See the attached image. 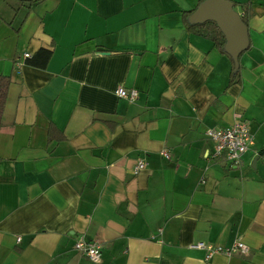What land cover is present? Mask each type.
<instances>
[{"label":"crops","instance_id":"obj_1","mask_svg":"<svg viewBox=\"0 0 264 264\" xmlns=\"http://www.w3.org/2000/svg\"><path fill=\"white\" fill-rule=\"evenodd\" d=\"M199 1L0 0V264H95L80 237L99 264H264V0H233L255 13L237 73L187 30ZM237 119L255 143L233 166L207 133Z\"/></svg>","mask_w":264,"mask_h":264},{"label":"built area","instance_id":"obj_2","mask_svg":"<svg viewBox=\"0 0 264 264\" xmlns=\"http://www.w3.org/2000/svg\"><path fill=\"white\" fill-rule=\"evenodd\" d=\"M29 56V54L24 55L26 59ZM116 95L119 99H124L129 102H135L138 99L137 91L127 90L123 87H119L116 90ZM207 136L214 143V152L211 155L212 159L224 160L233 166H239L241 164L244 155L250 151L255 143L250 125L243 119H237L231 127L224 130H210ZM162 155L166 159H169L168 153L164 152ZM146 167L147 163L139 160L133 169L134 175H139ZM192 248L205 250L207 253L206 261L218 255L232 257L235 254L247 255L249 253V248L240 242H236L229 248L205 245L204 243L193 245ZM74 250L92 263L99 264L101 262L102 245L98 241L80 237L74 245Z\"/></svg>","mask_w":264,"mask_h":264},{"label":"water","instance_id":"obj_3","mask_svg":"<svg viewBox=\"0 0 264 264\" xmlns=\"http://www.w3.org/2000/svg\"><path fill=\"white\" fill-rule=\"evenodd\" d=\"M190 25L215 23L225 38V53L232 59L234 72L240 68V58L250 47L249 29L229 0H205L192 13Z\"/></svg>","mask_w":264,"mask_h":264},{"label":"trees","instance_id":"obj_4","mask_svg":"<svg viewBox=\"0 0 264 264\" xmlns=\"http://www.w3.org/2000/svg\"><path fill=\"white\" fill-rule=\"evenodd\" d=\"M204 1L205 0H200L199 5ZM229 1H231L234 4L235 10H237L238 7L240 8L239 14L242 17L244 24L249 29V24H248L249 20L253 18L255 15L252 6L250 4L238 5L233 0H229ZM194 11L184 13V22L187 30L190 33H193L195 35H198L200 37L212 41L217 49H219L221 52L227 55L224 51L225 38L215 23L207 22L203 25L189 24L188 18ZM51 56H52L51 50L40 49L32 58L27 59V64L30 66L44 69L47 66L49 60L51 59ZM238 75L239 74H235V79L237 78ZM10 86H11V78L9 76L0 75V129H1L2 118H3ZM61 139L63 138H60V140Z\"/></svg>","mask_w":264,"mask_h":264}]
</instances>
